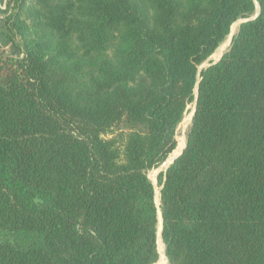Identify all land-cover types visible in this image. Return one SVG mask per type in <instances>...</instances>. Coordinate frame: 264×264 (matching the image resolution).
Listing matches in <instances>:
<instances>
[{"label": "trees", "instance_id": "obj_1", "mask_svg": "<svg viewBox=\"0 0 264 264\" xmlns=\"http://www.w3.org/2000/svg\"><path fill=\"white\" fill-rule=\"evenodd\" d=\"M5 6L0 264H264V0Z\"/></svg>", "mask_w": 264, "mask_h": 264}, {"label": "rangeland", "instance_id": "obj_2", "mask_svg": "<svg viewBox=\"0 0 264 264\" xmlns=\"http://www.w3.org/2000/svg\"><path fill=\"white\" fill-rule=\"evenodd\" d=\"M242 20H244V19H240V20H238L233 26H232V28H231V31H230V35L233 33V35L236 33V31L238 30V27H239V25H241V23L239 22V21H242ZM236 29V30H235ZM230 35L220 44V47L216 50V52L211 56V61H213V60H217V59H219L220 57H218L217 59L215 58V54L219 51V49H221V52H220V56L222 55V54H224L225 52H226V50L228 49V43H229V38H230ZM3 49H5L7 52L9 51V47H7V46H2V44H1V42H0V50H3ZM192 107L190 106L189 107V110L187 111V113H186V115H185V117H184V119H183V123L181 122L180 123V125L178 126V128H177V134H176V141H177V147H176V149H175V151L169 156V158L167 159V163H165V164H163V165H161L159 168H157V169H155V170H152V171H150L149 172V178H150V180L152 181V183L154 184V188H155V192H156V189L158 190V192H159V190H160V188H159V186H158V184H157V177H158V175H159V173H161L162 171H164L165 170V168H166V166H167V164H168V161L173 157V156H175L178 152H179V150L177 151V149H178V146H179V143H180V141L181 140H184V142H185V140H186V135H187V132H188V129H189V126H190V123L191 122H187V118H188V116L189 115H191V113H192ZM185 120V121H184ZM186 122L188 123V124H186ZM186 124V125H185ZM185 125V126H184ZM185 127V128H184ZM183 138V139H182ZM157 202V201H156ZM157 204V203H156ZM163 245V244H162ZM162 256H163V258H164V261H165V263L164 264H168L167 263V259H166V257H165V254H164V247H163V250H162V254H160V257H159V259H158V261L162 258ZM156 264H158V262H156Z\"/></svg>", "mask_w": 264, "mask_h": 264}, {"label": "water", "instance_id": "obj_3", "mask_svg": "<svg viewBox=\"0 0 264 264\" xmlns=\"http://www.w3.org/2000/svg\"><path fill=\"white\" fill-rule=\"evenodd\" d=\"M258 10H259V8L257 7V12L254 14V16H252V17L249 18V19H244V20L239 21V22L242 24V23H245V22H248V21H251V20L255 19L256 16L258 15ZM232 36H233V34L230 35L228 46H229L230 43H231ZM222 56H223V54L220 56L219 59H217V60H213V61L211 62V64H215V63H217V62L222 58ZM207 61H211V57H210ZM211 64L206 63V64H204L202 67H206V66L211 65ZM202 67H201V68H202ZM194 110H195V105H194V107H193V109H192L191 119H192V117H193ZM191 119H190V122H191ZM185 147H186V140H185L184 145H183L182 149L180 150V152H178L175 156H173V157L169 160V162H168L166 168H167L171 163H173V161H174L175 159H177V158L182 154V152L184 151ZM166 161H167V160H166ZM166 161H165L163 164L167 163ZM163 164H162V165H163ZM153 186H154V184H153ZM154 189H155V188H154ZM155 203H157V202H156V192H155ZM159 205H160V198H159V203H157L156 206L159 208ZM158 217H159V226H158V241H159V239L161 240V231H162V217H161V211H160V209H158ZM158 241H157V245H158ZM161 241H162V240H161ZM162 244H163V243H162ZM163 247H164V245H163ZM158 253H159V252H158Z\"/></svg>", "mask_w": 264, "mask_h": 264}, {"label": "bare ground", "instance_id": "obj_4", "mask_svg": "<svg viewBox=\"0 0 264 264\" xmlns=\"http://www.w3.org/2000/svg\"><path fill=\"white\" fill-rule=\"evenodd\" d=\"M234 28V27H233ZM232 28V29H233ZM236 30V29H235ZM233 34V33H232ZM220 52H221V49H219V51L215 54V58L217 59L218 57H220ZM190 119H191V115H189L188 116V118H187V122H190ZM185 121V120H184ZM186 122V124H188ZM182 123H183V121H182ZM185 124V125H186ZM184 125V126H185ZM185 128V127H184ZM183 139V138H182ZM183 145H184V140H181L180 141V143H179V146H178V149H177V151L179 150V152H180V150L182 149V147H183ZM169 162V161H168ZM156 201H157V203H159V192H158V190L156 189ZM158 252H160V254H162V250H163V245H162V242H161V240L159 239V241H158ZM160 254H159V257H160ZM165 263V261H164V258H163V256H162V258L158 261V264H164Z\"/></svg>", "mask_w": 264, "mask_h": 264}, {"label": "built area", "instance_id": "obj_5", "mask_svg": "<svg viewBox=\"0 0 264 264\" xmlns=\"http://www.w3.org/2000/svg\"><path fill=\"white\" fill-rule=\"evenodd\" d=\"M6 2H7V0H0V10L1 11H4L5 10V8H6ZM4 18V14L2 13H0V20H2Z\"/></svg>", "mask_w": 264, "mask_h": 264}]
</instances>
